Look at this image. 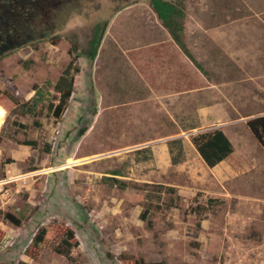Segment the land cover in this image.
Instances as JSON below:
<instances>
[{
  "label": "rangeland",
  "instance_id": "obj_1",
  "mask_svg": "<svg viewBox=\"0 0 264 264\" xmlns=\"http://www.w3.org/2000/svg\"><path fill=\"white\" fill-rule=\"evenodd\" d=\"M182 1L194 61L150 0H57L52 28L45 0L1 25L21 40L0 53V96L15 111L0 125V264H264V149L247 125L264 117V0ZM104 26L55 123L41 108L57 99L69 51H87ZM216 106L235 147L227 163L191 156L150 176L134 162L144 144L201 131L197 111ZM43 228L55 242L35 246ZM69 231L71 259L56 251Z\"/></svg>",
  "mask_w": 264,
  "mask_h": 264
},
{
  "label": "trees",
  "instance_id": "obj_2",
  "mask_svg": "<svg viewBox=\"0 0 264 264\" xmlns=\"http://www.w3.org/2000/svg\"><path fill=\"white\" fill-rule=\"evenodd\" d=\"M44 1L45 0H40L36 2L35 0H32V6H29L28 8H32V10L34 11L39 10L40 5H42V3L44 4ZM46 2V6L48 7V9L56 8L55 6L57 5V0L53 1V3L50 0H47ZM150 7L157 15L162 26L166 28L172 39L178 44L181 50L184 51V53L191 60L194 61V57L190 54L184 41V22L186 18V10L183 1L177 0L175 2H170L166 0H150ZM16 15H14V18L17 17ZM9 27L11 28V24H7L8 30ZM105 31L106 26H104L103 28H97L90 42V47L87 51L79 50L77 45H73V47L69 51L70 61L66 65L61 76L56 81L54 86V92L57 95V99L55 102H51L47 104L44 108H41L42 111H47L48 117L52 119L55 123L61 122L70 106L72 96L75 91V78L79 72L78 59L81 57L91 62L96 59ZM10 37L14 38L15 35H11ZM5 43L6 41H3V43L1 44L3 45ZM0 106L10 111L11 114L14 113L15 115V111H13L9 104L6 102L4 96H0ZM33 114L36 115V111H34ZM14 124L22 129H27L28 127L27 125L20 124L19 122H14ZM247 125L250 129L251 134L257 139L259 144L264 149V117L253 119L249 121ZM83 133L85 132L82 131L81 135H83ZM192 143L194 144V146L210 168H214L226 159H228L234 153L235 150L230 139L221 130L198 134L192 137ZM24 145L37 148L39 146V143L37 141H25ZM45 150L47 152H50V146H45ZM208 203H214V201L212 199H209ZM148 214L149 210H146L144 213V217L146 218ZM6 217L11 219L17 225H20L22 223L21 220H16L9 215ZM152 225V222L149 221V228H152ZM200 226L201 224L199 222L198 227ZM74 240L75 234L72 231H69L67 233V237L61 241V244L58 245L56 251L59 254L65 256L67 259H71L72 250L74 248L79 247V242H74ZM46 242H55V237L52 232L43 228L35 236L34 245L42 246ZM137 264L166 263H146L143 260H139Z\"/></svg>",
  "mask_w": 264,
  "mask_h": 264
},
{
  "label": "crops",
  "instance_id": "obj_3",
  "mask_svg": "<svg viewBox=\"0 0 264 264\" xmlns=\"http://www.w3.org/2000/svg\"><path fill=\"white\" fill-rule=\"evenodd\" d=\"M222 112L223 110L220 112L217 106L198 110L197 116H199L198 122L200 121L199 128H202L201 131L189 136H177V134L176 137L144 144L136 150L134 162L142 169H147L144 172H149L148 174L150 176L156 171L167 172L171 168L181 169L190 162L191 156H195L197 159L200 158L206 167L211 170L221 167L228 162L232 155H234L235 150L228 159L216 167L210 168L192 143V137L206 132L221 130L230 139L234 146L233 140L230 136V126L226 123L227 118L220 115ZM180 132H184V130H181Z\"/></svg>",
  "mask_w": 264,
  "mask_h": 264
},
{
  "label": "flooded vegetation",
  "instance_id": "obj_4",
  "mask_svg": "<svg viewBox=\"0 0 264 264\" xmlns=\"http://www.w3.org/2000/svg\"><path fill=\"white\" fill-rule=\"evenodd\" d=\"M36 2L40 1V0H35ZM47 1V0H46ZM16 2V5L17 6H14L13 4L14 3H9L8 4V7H10V10H3L2 13L3 15H1L0 13V27L1 25L3 26H7V24H10L9 21L11 22V20L14 18V15H16V11H17V8L19 7V9H21L23 12H28V7H26L25 5L26 4H29L30 6H32V0H15ZM54 8H52V10L49 9V11H46V14L49 16L51 13H53V19L52 21L50 22L49 26L50 28L54 27L53 25L56 23L55 22V18H58V14L56 12L53 11ZM1 12V11H0ZM32 13H29V14H26L28 16H30ZM20 18V17H19ZM6 19V20H5ZM25 19L27 20V18L25 17ZM27 37V35H26ZM19 39L21 40V38H18V37H14L12 39H6V38H2L0 37V44L3 43V41H6L5 44H1L0 45V53L2 50H4L5 48H7L9 45L10 46H13L14 44H20L19 42ZM23 41V40H22Z\"/></svg>",
  "mask_w": 264,
  "mask_h": 264
},
{
  "label": "bare ground",
  "instance_id": "obj_5",
  "mask_svg": "<svg viewBox=\"0 0 264 264\" xmlns=\"http://www.w3.org/2000/svg\"><path fill=\"white\" fill-rule=\"evenodd\" d=\"M6 116V112H5V109L4 108H0V125L2 124L4 118Z\"/></svg>",
  "mask_w": 264,
  "mask_h": 264
}]
</instances>
